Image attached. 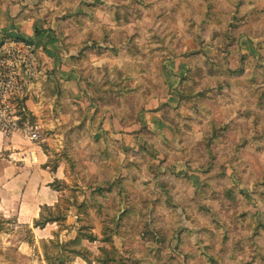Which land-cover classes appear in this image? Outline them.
<instances>
[{
  "label": "rangeland",
  "instance_id": "rangeland-1",
  "mask_svg": "<svg viewBox=\"0 0 264 264\" xmlns=\"http://www.w3.org/2000/svg\"><path fill=\"white\" fill-rule=\"evenodd\" d=\"M233 1L0 0V25L5 18L19 25L3 39L23 33L35 43L31 37H47L46 43L68 54L77 75L46 81V103L40 105L43 112L49 109L51 120L40 130V142L54 138V145L44 144L48 161L58 163L51 173L61 189L52 213L67 217L39 228L33 216L39 215L37 196L17 215L0 202L5 227L0 264H47L45 240L88 234L97 240H79L92 252L91 259L103 245L130 264H212L201 251L215 252L229 232L245 247L237 249L235 259L233 249L227 250L224 264H264V231L257 236L260 249L250 240L251 222L264 224V201L256 198L264 182V141L238 145L241 131L253 129L255 118L264 123V0H254L249 10L236 8ZM22 26L37 33L18 31ZM233 30L244 32L237 37V51L227 52L222 43ZM200 45L203 52L193 53ZM220 60L230 71L244 69L234 82L237 96L250 108L247 115L224 90L217 95L219 71L213 63ZM188 72L196 78L189 86L183 85ZM97 97L103 98L98 102ZM49 100L54 101L50 106ZM203 109L210 112L207 118L218 120L227 109L231 117L226 121L242 127L223 130L212 144L213 154L207 147L211 129L199 120ZM80 124L85 127L81 143L72 134ZM101 168L119 183L113 188L105 182L107 192L97 195L91 182ZM228 184L240 193L251 189L254 197L231 200L224 192ZM80 202L87 208L80 210ZM243 211L248 212L244 217L239 215ZM146 223L159 235L175 233V247L166 244L151 252L149 245L158 239L138 232ZM67 264L96 263L77 257Z\"/></svg>",
  "mask_w": 264,
  "mask_h": 264
},
{
  "label": "trees",
  "instance_id": "trees-1",
  "mask_svg": "<svg viewBox=\"0 0 264 264\" xmlns=\"http://www.w3.org/2000/svg\"><path fill=\"white\" fill-rule=\"evenodd\" d=\"M254 2H255L254 0H234L233 4L238 9L249 10L250 5L253 4ZM114 18L118 19L116 15H114ZM237 26L238 24L234 26V29ZM243 32L244 31L234 32L233 30V34L230 37H227L224 39L222 46L225 48L227 52L237 51L238 49V42H237L238 38L237 37ZM19 35L20 34H17L16 36H19ZM11 36L12 34L10 35V37ZM107 50H113V48H109ZM122 50H123V47H122ZM202 52H203V46L201 45L197 46L193 50V53L199 54ZM127 56L128 54L126 55V58ZM193 58L194 57H191V59ZM75 60L77 61L78 57H76ZM78 64L81 66L80 63ZM127 64H128V60H127ZM213 66L217 68L219 71L216 82L218 83L221 89L217 91V95L221 97V95H223V90H224V92L228 95L230 102L233 104H237L239 108H243L242 114L247 115L250 111V108L248 107L244 98H240L237 96V92L239 89L234 82V80L237 77H239L242 72H244V69L238 68L236 71H230V69H228V67L225 65L224 60H220V61L213 63ZM194 68H195L194 63L191 62L189 71L190 70L193 71ZM194 82H196V78L193 75H191V73H189L188 76L184 79L183 85L189 86V85L194 84ZM239 92L241 96L244 97V94L242 93V91H239ZM186 96H188V93H186ZM100 98H103V97H97L96 100L100 102ZM217 100H221V99L217 98ZM19 110H20V114L22 116L23 121L25 120H29L30 122L35 121L34 119L36 117L25 106L24 98L20 99L19 101ZM101 110H107V109L102 108ZM207 116H210L209 110L203 109L201 110V113L199 115V120L205 124L206 128L211 129V137L209 138L207 147L209 151L211 152V154H213L214 151L212 150V144L214 141L218 140L219 136L221 137L223 130H227L228 127H236L237 129H241L242 127L239 126V123H235V121L233 120L229 122L226 121L227 118L231 117L227 109H224V119L223 120H218L214 116L207 118ZM121 120H126V119H121ZM139 120L140 119L137 116V121ZM254 120L256 121V124L253 125V129L250 128L249 129L250 131H249L248 129L244 128L241 131L240 133L241 140H240V143H238V145L245 144V146H250L251 141H255V142L264 141V123L259 122L258 118H255ZM121 122L123 124L126 123L123 121ZM119 123H120V120H119ZM258 128H260V130ZM84 130H85V127L82 124L75 125L72 128V132H73L72 134H75V133L77 134V139L79 143L83 141L82 138H83ZM43 148L45 149V151L46 149H48L45 144L43 145ZM46 166L50 168V171L53 174H55V172L58 169L57 161L52 162V159H49V161L46 163ZM100 170H102V172L99 173L96 179L91 182V186L94 184V188H95L94 193H96L97 195L98 193L100 195H104L107 192V191H104L105 190L104 188L106 186L105 182H112L111 186L114 188L116 185V182L119 183V180H115V179L111 180V177L107 176V173H105L102 168ZM52 184L55 190H59V191L61 190L59 187L55 186L54 183ZM263 185H264V182H260V185L258 187L259 192L257 193L256 198L264 201V188H262ZM224 192L228 198L234 201L238 197H241L242 199L246 201H248L251 197H254L251 189H249L248 192L242 191V193H240L238 187L234 185H229V184L225 185ZM97 195H95L94 201H96ZM79 206L81 207L80 210H82L83 208L85 209L87 208V205L84 202H80ZM52 209H54V207L50 205H47V204L43 205L41 207L40 216L34 219V226L39 227V228H44L49 222H57L60 220V218L67 217L66 215L62 217L55 215L54 213H52ZM118 211L119 209L116 210L114 217H116V214ZM46 212L48 214H46ZM247 214H248L247 211H243L239 213V215H241L242 217L246 216ZM124 215H126V213H124L123 216ZM251 228H252V233H251L250 240L253 243L252 246L260 249L262 247V244L259 241V239H257V236H259L262 233V231H264V224L258 222L257 220H253L251 222ZM0 230H3V231L5 230V227L2 221L0 222ZM154 231L155 230L150 229L147 223L144 224L143 227L138 230L139 234L143 238L158 239V242L156 245L154 244V242L151 245H149V249L151 252L160 251L161 247L166 244H169L172 248L175 247L174 246L175 243L173 241L175 233H173L169 237L167 235V232L165 233L160 232V235H159L158 233ZM108 237L109 235H105L103 237V240H107ZM84 238H88L90 240H97V236L94 234L76 235L74 239H69L66 241H64V239H60L58 236L56 238H52L51 240H45L43 242V249H44V255H45L47 264H67L68 262L75 260L77 257H83L86 261L95 262L96 264H130V261L123 257L111 256L106 246H103V245L100 247L102 253L97 255L94 259H91L90 256L92 252L87 247H85L83 244H81V241L79 240V239H84ZM177 247H180V246H177ZM244 247H245V244L243 243V239L229 232L226 238L223 239L222 245L218 249L213 247L215 252L211 248L209 251L203 250L201 251V253L207 259V261L211 262L212 264H219V263L224 264L225 260L223 258V255L227 250L233 249V254L230 257L235 259V258H238V254L236 253L237 249L244 248ZM255 251L257 250L255 249ZM262 258L264 259V257ZM139 260H140L139 258H135V261H139ZM243 264H247V262L243 261ZM249 264H252V263H249Z\"/></svg>",
  "mask_w": 264,
  "mask_h": 264
},
{
  "label": "crops",
  "instance_id": "crops-1",
  "mask_svg": "<svg viewBox=\"0 0 264 264\" xmlns=\"http://www.w3.org/2000/svg\"><path fill=\"white\" fill-rule=\"evenodd\" d=\"M9 22L13 21L5 18V24L0 25V41L3 40V36L8 31L16 30L12 29L13 27L19 26L18 24H9ZM18 31L37 33V29L28 31L23 26ZM17 34L21 33H16L15 35ZM46 35L47 33L43 34V36ZM31 38L35 41L41 62V76L37 84L29 90L24 99L25 106L33 115L38 117L44 116L47 122H42L39 118L37 121L41 129H43L46 125H51L49 123L51 120L48 121L49 109L44 110L46 114L43 115V109L42 107L40 108L42 103H46V93L43 92V86L46 81L56 83L57 77H60L59 81L63 82V80L75 76L76 73L72 70L73 66L68 62V54H61L59 46L52 47L56 46V43H46L48 41L47 37L43 39L40 37ZM47 102V105L50 106L54 101L51 102L49 100ZM43 140L44 143L48 142L50 145H54L52 135L43 138ZM40 141L38 143H32L23 139L20 135L8 139L0 130V202L3 203L4 209L9 214L17 215L19 210V214H21L24 208L23 204L32 202L36 196L37 199L35 200H37L39 215L34 213L33 216L35 217L40 216L41 206L45 204L52 206L58 202L60 191L55 190L53 187L52 183L55 175L46 166L48 155L43 148L44 143L42 144ZM31 152L34 154L33 157H31Z\"/></svg>",
  "mask_w": 264,
  "mask_h": 264
},
{
  "label": "built area",
  "instance_id": "built-area-1",
  "mask_svg": "<svg viewBox=\"0 0 264 264\" xmlns=\"http://www.w3.org/2000/svg\"><path fill=\"white\" fill-rule=\"evenodd\" d=\"M40 76L37 48L28 36L12 35L0 41V130L6 138L20 135L32 143L40 141V124L23 121L19 110L20 99L25 98Z\"/></svg>",
  "mask_w": 264,
  "mask_h": 264
}]
</instances>
